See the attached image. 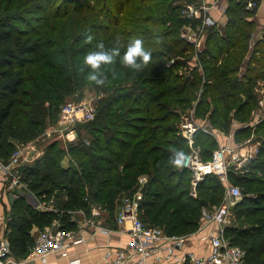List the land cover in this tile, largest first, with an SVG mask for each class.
<instances>
[{
    "label": "trees",
    "instance_id": "16d2710c",
    "mask_svg": "<svg viewBox=\"0 0 264 264\" xmlns=\"http://www.w3.org/2000/svg\"><path fill=\"white\" fill-rule=\"evenodd\" d=\"M184 1L61 0L52 6L50 0H16L15 5V0H0V160L7 162L16 144L34 140L53 125L66 99L78 100L85 90L97 98L94 117L84 133L75 131V142L64 149L51 143L32 166L21 167L25 188L40 202L53 197L64 213L39 212L18 199L6 238L14 259L24 258L33 245L28 233L33 226L43 229L60 219L65 230L74 229L66 211L89 214V205H96L104 210L105 224L112 226L120 199L138 189L142 176L147 182L139 218L166 235L195 233L202 211L220 205L223 187L215 176H205L192 197L190 173L173 164L177 153L188 152L178 123L192 108L196 118L225 132L231 120L247 117L253 89L264 83V35L251 51L255 11L245 9L247 0H227L224 33L209 30L197 65L184 77L179 69L192 54L179 37L187 22L179 17ZM21 11L34 14L31 23L19 16ZM89 34L95 37L92 44L85 42ZM117 36L125 45L131 38L143 39L152 62L136 73L117 58L115 65L105 66L110 82L96 87L86 80L90 69L80 71L84 55L97 41L112 47ZM157 36L161 44L155 43ZM172 58L176 61L168 64ZM262 129L264 123L254 132ZM249 132L235 130V140ZM194 146L208 161L216 143L198 132ZM253 161L243 174H228L231 184L244 188L232 209L248 225H226L223 235L244 251V264H264V142Z\"/></svg>",
    "mask_w": 264,
    "mask_h": 264
},
{
    "label": "built area",
    "instance_id": "2783aa9c",
    "mask_svg": "<svg viewBox=\"0 0 264 264\" xmlns=\"http://www.w3.org/2000/svg\"><path fill=\"white\" fill-rule=\"evenodd\" d=\"M256 2V0H247L245 9L253 10ZM226 3L227 0H194V2L185 5L181 13L186 19H200L202 26H214L217 21L210 16V11H220L222 15L226 9ZM179 37L186 43L197 40L195 34L188 35L179 32ZM193 113L192 108L189 119L179 125V135L186 141L188 146L182 168L190 173V195L192 197L196 196L195 187L205 176H215L223 187V197L220 205L214 207L212 214L207 217L217 227V230L216 232H208L199 238L200 241H206L209 244V255L196 256L185 251L188 239L192 234L166 235L161 228L148 227L141 221L139 209L143 199L142 188L147 182V178L142 176L137 180L138 189L131 195L123 196L114 213V224L118 227L123 226L128 242L123 247L107 250L102 256V264H130V262L132 264H244V251L230 245L223 235L225 220L229 211L240 199V189L231 184L228 174L229 171L243 174L244 167L250 159L257 155L259 147L257 145H247L248 141L240 143L237 147H231L228 141L232 137L231 134L229 137L224 138L225 143L228 144L221 145L212 152L208 161H203L200 157V149L194 146V135L198 132L209 135L211 133L208 128L197 123ZM93 117L94 110L89 104L75 105L67 103L61 106L59 113L60 123L67 126L78 122L91 121ZM249 127L252 128L251 125ZM243 128H246V126L244 125ZM65 129L64 136L66 140H74V131ZM69 136H71L70 139ZM29 153L25 148H18L10 155L7 162L0 160V172L5 177L9 191L23 188L20 169L29 162ZM13 196L15 197V195ZM33 208L39 212L56 215L64 213L56 208L53 197L46 201L37 202ZM66 214L69 215L68 223H72L74 229L65 230L63 228L64 223L60 219L53 220L50 225L44 227L37 234L33 245L28 249L27 255L20 260L12 257L8 240L6 238L0 239V264H19L20 262L50 264L52 260H63L67 264H80L79 259L71 258L70 254V248L84 243L83 238L77 236V229L91 228L95 233L105 236H109L114 231L113 228L102 225L101 220L104 214H102V209L99 206L89 205V219H87L85 212L80 209L66 211ZM201 227L200 225L196 232L201 230Z\"/></svg>",
    "mask_w": 264,
    "mask_h": 264
},
{
    "label": "rangeland",
    "instance_id": "374dc122",
    "mask_svg": "<svg viewBox=\"0 0 264 264\" xmlns=\"http://www.w3.org/2000/svg\"><path fill=\"white\" fill-rule=\"evenodd\" d=\"M59 1H61V0H50V3L53 6V5L59 4L60 3ZM82 2H83V0H82ZM192 2H194V0L184 1V2L180 3V8H179V17L183 20H187V22L179 29V32L180 33H186L188 35L189 34H195V36L197 37L196 41L191 42V43H187L188 45H190V50L188 51V54L190 53V51H192V54L190 55L191 58H189V63H188L189 66H188V64H184L183 60L177 59L178 61L183 62L182 66L179 69V73L181 75H183L184 77L188 76L189 73L191 72L192 67L194 68L197 65L198 54H195V53H200L201 51H203L205 49L206 37L209 33V30L218 28V29H220L219 33L223 34L224 32H223L222 28H223V25L225 24L224 13L222 14L223 21L221 22V17L219 15L218 18H215V20L217 22L214 26H202V22L200 21V19H195V18L186 19V18H184V16L181 13V10L185 5H187L188 3H192ZM15 4H16V0H15L13 5H15ZM226 6H227V3H226ZM253 11H255V13H254V16L252 18L255 21L257 33L250 40L249 49L251 48L250 49L251 51H253L252 48L254 47L255 43L261 39L262 35H264V0H258L256 2V5H255ZM21 12H20L19 16H26V18H25L26 23L29 21L31 23L32 19H33L32 17L34 16V14L27 15L24 12H22V13ZM13 14H14V8L12 11H10L8 13V15H10L12 17ZM0 16H1V14H0ZM173 60L176 61L175 58H172V59L168 60V64H170L171 61L173 63ZM252 93H253L254 99H253L252 103L248 107H246L247 117L241 121H232L231 120L230 125L228 127V130L226 132L222 131V130H218L217 128L211 127V125L209 123L205 122V120H201L199 118H196L194 116L195 114L193 113V117L197 121V123L200 124L201 126H205L206 128H208V130L211 133V136L215 140L216 146L212 152H214L216 149H218L221 145L228 144V143H225L224 138L226 136L229 137L231 134H232V137H230L228 140L229 146H231V147H234V146L237 147L240 145V143H243L246 141H248L247 145H255V146L257 145L258 147H260L262 145V142H264V129H262L258 133L257 132L255 133L254 131L258 127V125H260L261 123H264V83L258 82L256 84V86L254 87ZM96 100H97V98L91 92H89L88 90H85V91H83L82 95L79 97L78 100L66 99L64 101L63 105L67 104V103L75 104V105L89 104L93 107V104L96 102ZM190 112H191V110H187L184 112V114H182L181 119L178 123V131H179V125L182 122L189 119ZM256 121H257V123L255 124ZM85 124H87V123L86 122H78L76 124H72L71 126H67L66 124L60 123L59 116H58L55 123L51 126H47L41 135L36 137L34 140L23 143L21 145L16 144L14 149L16 150L18 148H25L28 151V153L30 151H32L29 153V155H30L29 156V162L27 163V165L32 166L36 160L40 159L43 156V154L45 153V147L47 145H50L51 143L57 142L58 147H62L64 149V147H66V145L68 143L75 142L76 141V132L75 131L79 130V131L83 132L82 129H83ZM244 125L246 126V128H243ZM250 125L252 126V128L249 127ZM65 128H67V131L70 129L74 131V140H72V141L66 140V138L64 136L65 135L64 132L66 130ZM235 129L238 131H242V132L250 130V132H249V135L246 137H243L244 135L241 134L242 138L237 141V140H235V136L233 135L235 132L234 131ZM70 138H71V136H69V139ZM31 146H33L34 149L31 148ZM33 150H34V152H33ZM33 157H34V161H32ZM255 157L256 156H254L252 159H250L248 161V163L246 164V166L243 169V172H246V170L249 168L248 167L249 164L251 165V163L252 164L255 163V161H253L255 159ZM67 163L68 162L66 159L62 160L63 166H66ZM239 189H240V199H241L242 196L244 195L243 194L244 188L240 187ZM21 192H24L26 196H29L31 198L33 205L35 202H39V200L34 196V194H32V192L29 191L24 186H23V188L19 189V194ZM34 199H35V201H34ZM55 204H56L55 205L56 208L59 209L57 207V201L55 202ZM232 208H233V206H232ZM232 208L230 209L229 214L225 220L226 221L225 226L233 224L236 227L237 226L238 227H247L248 224L246 223V221H244L243 219L237 220L235 218L234 210ZM212 211H213V208H210L207 210L205 209L204 211H202L201 221L205 220V219H209L207 217H209L212 214ZM102 214H104L103 209H102ZM85 215L87 216V219L90 218V216L87 213H85ZM101 221L104 222L105 218L102 217ZM226 241H228V240L226 239ZM236 247H238V246H236Z\"/></svg>",
    "mask_w": 264,
    "mask_h": 264
},
{
    "label": "crops",
    "instance_id": "0c3cea01",
    "mask_svg": "<svg viewBox=\"0 0 264 264\" xmlns=\"http://www.w3.org/2000/svg\"><path fill=\"white\" fill-rule=\"evenodd\" d=\"M219 15L222 22L223 17L220 11H210V16L214 19L218 18ZM13 195H15V197ZM29 198L30 197L26 196L24 192L19 194V190L14 189L9 191L7 189L5 177L3 173L0 172V239L7 238L10 233L11 223H13V217L15 216V203L18 199H22L31 208L37 204V202H35L33 205L31 198ZM102 225L113 228L114 231L112 234L105 236L100 233H95L91 228L85 227L77 229L76 234L78 237L80 236L83 238L84 243L70 248L71 258L79 259L80 264H102V256L107 250L123 247L127 244L128 237L123 226L118 227L114 223L112 226H109L105 224V221L102 222ZM200 225L202 226L201 230L189 237L185 251L191 252L196 256H207L210 253V246L206 241H200L199 238L206 235L208 232H216L217 227L208 219L202 220ZM41 230L42 229L33 226L28 232L33 241ZM19 264L29 263L20 262ZM50 264H67V262L63 260H52ZM130 264H132V262H130Z\"/></svg>",
    "mask_w": 264,
    "mask_h": 264
},
{
    "label": "clouds",
    "instance_id": "9594fccd",
    "mask_svg": "<svg viewBox=\"0 0 264 264\" xmlns=\"http://www.w3.org/2000/svg\"><path fill=\"white\" fill-rule=\"evenodd\" d=\"M95 37L91 34L86 36V43L92 44ZM156 44L162 43V38L157 36ZM123 49V51H122ZM128 70L139 73L142 72L152 62V51L145 47V43L141 38H131L127 44L122 43V37L117 36L112 47H106L103 41H97L94 50H89L83 58V65L80 71L85 68L90 69L86 76V80L96 87H104L109 83L108 76L105 73V66H112L117 63ZM113 78L116 76L115 68L110 69ZM185 156L183 153H177L173 164L176 167L183 166Z\"/></svg>",
    "mask_w": 264,
    "mask_h": 264
}]
</instances>
